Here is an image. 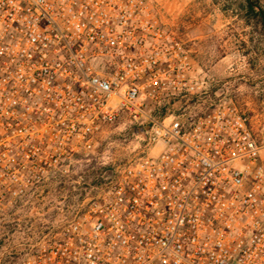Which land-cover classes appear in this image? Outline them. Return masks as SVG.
<instances>
[{
  "label": "built area",
  "instance_id": "1",
  "mask_svg": "<svg viewBox=\"0 0 264 264\" xmlns=\"http://www.w3.org/2000/svg\"><path fill=\"white\" fill-rule=\"evenodd\" d=\"M220 85L150 0H0V210L72 173L103 128L137 139L23 264H264L255 122Z\"/></svg>",
  "mask_w": 264,
  "mask_h": 264
},
{
  "label": "rangeland",
  "instance_id": "2",
  "mask_svg": "<svg viewBox=\"0 0 264 264\" xmlns=\"http://www.w3.org/2000/svg\"><path fill=\"white\" fill-rule=\"evenodd\" d=\"M150 1L160 22L190 51L193 72L219 82L253 115L264 165V36L246 19L244 0ZM259 5L264 10V1ZM180 106L175 102L166 109L175 112ZM135 136L136 130L117 122L103 128L92 152L72 162V173L47 176L41 190L20 198L16 207L1 209L0 264H23L34 250L53 241L80 202L95 195L131 156ZM98 180L100 185H94Z\"/></svg>",
  "mask_w": 264,
  "mask_h": 264
},
{
  "label": "trees",
  "instance_id": "3",
  "mask_svg": "<svg viewBox=\"0 0 264 264\" xmlns=\"http://www.w3.org/2000/svg\"><path fill=\"white\" fill-rule=\"evenodd\" d=\"M264 0H244L243 9L245 11V17L248 21H251L249 23H252L253 27H259L262 30V35L264 36V10L260 7L259 3ZM167 112L165 108H160L159 111H156L155 114L159 116L165 115ZM136 130L135 128H133ZM55 177V176H54ZM61 177V176H58ZM101 180H98L97 182H93L94 185H100ZM20 199H16L13 207H16L19 205Z\"/></svg>",
  "mask_w": 264,
  "mask_h": 264
},
{
  "label": "crops",
  "instance_id": "4",
  "mask_svg": "<svg viewBox=\"0 0 264 264\" xmlns=\"http://www.w3.org/2000/svg\"><path fill=\"white\" fill-rule=\"evenodd\" d=\"M223 60V57H220V61H222ZM252 111V110H251Z\"/></svg>",
  "mask_w": 264,
  "mask_h": 264
}]
</instances>
